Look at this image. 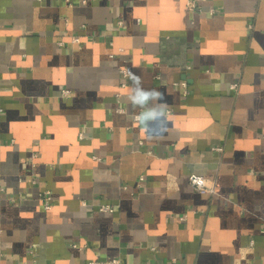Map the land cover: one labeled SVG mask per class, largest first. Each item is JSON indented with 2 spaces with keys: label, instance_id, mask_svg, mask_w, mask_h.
Listing matches in <instances>:
<instances>
[{
  "label": "crops",
  "instance_id": "0c3cea01",
  "mask_svg": "<svg viewBox=\"0 0 264 264\" xmlns=\"http://www.w3.org/2000/svg\"><path fill=\"white\" fill-rule=\"evenodd\" d=\"M0 221L3 264H264V0H0Z\"/></svg>",
  "mask_w": 264,
  "mask_h": 264
},
{
  "label": "built area",
  "instance_id": "2783aa9c",
  "mask_svg": "<svg viewBox=\"0 0 264 264\" xmlns=\"http://www.w3.org/2000/svg\"><path fill=\"white\" fill-rule=\"evenodd\" d=\"M122 23V22H121ZM71 41L73 43H81V37L73 35L71 36ZM60 45H64V40L59 41ZM120 76H121V84L124 86L126 85V82L130 76V72L127 68L122 67L120 68ZM183 86L185 88V92L187 93V82L183 81ZM233 87H236V84H233ZM63 93L65 95H68L70 93L69 89H63ZM136 119L140 118V114L135 115ZM80 137H83V132L79 133ZM215 149H221L220 147H215ZM36 156V153L33 154ZM189 181L193 187L196 188V190L200 191L201 193H209L213 194L215 192V187L213 184L209 183L207 179L204 177L192 173L189 176ZM202 181V183H200ZM40 196L43 198V204L45 209H51L52 207V194L50 191L45 190L40 193ZM83 204L86 205V202L83 201ZM98 210L104 211V212H113L115 210V206L110 203H103L98 206ZM264 232V229H263ZM2 234H3V225L0 221V264H3V243H2ZM251 243H253V240H251ZM87 264H123L120 257H111V258H105V259H91L87 262Z\"/></svg>",
  "mask_w": 264,
  "mask_h": 264
},
{
  "label": "clouds",
  "instance_id": "9594fccd",
  "mask_svg": "<svg viewBox=\"0 0 264 264\" xmlns=\"http://www.w3.org/2000/svg\"><path fill=\"white\" fill-rule=\"evenodd\" d=\"M200 183H202V181Z\"/></svg>",
  "mask_w": 264,
  "mask_h": 264
}]
</instances>
